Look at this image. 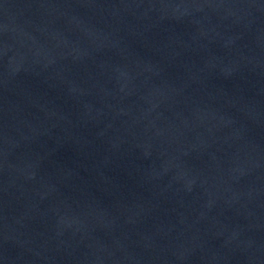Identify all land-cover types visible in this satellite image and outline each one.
<instances>
[{
	"label": "water",
	"instance_id": "water-1",
	"mask_svg": "<svg viewBox=\"0 0 264 264\" xmlns=\"http://www.w3.org/2000/svg\"><path fill=\"white\" fill-rule=\"evenodd\" d=\"M0 264H264V0H0Z\"/></svg>",
	"mask_w": 264,
	"mask_h": 264
}]
</instances>
